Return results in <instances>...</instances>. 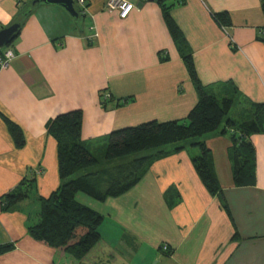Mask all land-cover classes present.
Masks as SVG:
<instances>
[{
    "label": "crops",
    "instance_id": "crops-1",
    "mask_svg": "<svg viewBox=\"0 0 264 264\" xmlns=\"http://www.w3.org/2000/svg\"><path fill=\"white\" fill-rule=\"evenodd\" d=\"M32 1L0 0V29ZM127 1L135 9L125 19L105 10L108 0H86L77 19L60 6L36 4L8 47L15 57L0 69V114L21 128L24 145H14L0 116V197L24 178L34 176L35 187L12 210L0 209V245L14 246L0 264H264V134L250 137L256 183L248 187L233 184L228 137L216 131L202 137L221 197L200 181L191 162L197 151L186 144L150 163L120 197L100 203L77 194L103 216L101 240L81 262L28 235L39 220L37 198L60 184L49 119L80 110L81 138L92 145L118 129L183 119L197 102L158 3ZM221 12L230 16L227 28L212 18ZM170 16L205 91L232 97L238 117L247 103L264 104L261 0H186ZM170 189L178 197L171 205ZM164 245L169 255L159 251Z\"/></svg>",
    "mask_w": 264,
    "mask_h": 264
},
{
    "label": "trees",
    "instance_id": "trees-1",
    "mask_svg": "<svg viewBox=\"0 0 264 264\" xmlns=\"http://www.w3.org/2000/svg\"><path fill=\"white\" fill-rule=\"evenodd\" d=\"M155 1L161 8L170 36L197 91V102L183 119L149 121L112 131L104 138L107 143L101 162L91 154V143L81 138L80 110L59 114L46 122L45 130L56 142L60 184L48 196L37 198L39 220L28 227L27 232L35 241L56 249L71 261L81 262L99 244L101 236L98 229L103 222V216L80 204L76 195L83 194L100 203L124 195L140 182L150 163L185 149V140L201 138L221 128L219 133L226 135L231 144L234 186L248 187L256 183L255 151L250 137L264 134V104L247 103L239 119L229 118L234 99L230 96L217 98L205 91L197 76L187 42L170 16L171 8L184 5L186 0ZM26 5L20 7L12 22L18 29L10 45L19 35L24 20L33 11L32 6ZM261 10L264 17V0H261ZM78 13L80 17L82 9L79 8ZM212 18L221 28L231 25L226 12L213 13ZM260 32L258 39L264 42V27ZM162 60L167 61L168 58ZM0 116L14 145L21 148L24 145L21 128L4 115ZM167 146L172 148L166 150ZM191 146L198 149L197 155L191 156V162L200 181L209 194L221 197L222 191L213 171L209 148L203 140ZM34 187V176L21 180L0 197L1 211L12 210L30 196ZM167 193L166 199L171 205L178 197L175 195L176 198H173L174 191L171 189ZM222 206L227 211V206L223 203ZM13 248V244L0 245V255ZM164 254L169 255L170 251Z\"/></svg>",
    "mask_w": 264,
    "mask_h": 264
},
{
    "label": "built area",
    "instance_id": "built-area-1",
    "mask_svg": "<svg viewBox=\"0 0 264 264\" xmlns=\"http://www.w3.org/2000/svg\"><path fill=\"white\" fill-rule=\"evenodd\" d=\"M85 2L86 0H75V3L78 4L80 9H82V12L85 11ZM135 9V7L128 2L127 0H108V2L105 5V10L111 12L113 10L118 12V16L120 19H125L129 15V13ZM230 43H232L231 38L229 37ZM233 44V43H232ZM0 69H3L8 66L9 62L15 57L13 51L5 47L0 50ZM108 95H105L104 98H107ZM163 251L167 250V246L164 245L162 247Z\"/></svg>",
    "mask_w": 264,
    "mask_h": 264
},
{
    "label": "water",
    "instance_id": "water-1",
    "mask_svg": "<svg viewBox=\"0 0 264 264\" xmlns=\"http://www.w3.org/2000/svg\"><path fill=\"white\" fill-rule=\"evenodd\" d=\"M36 4L57 5L62 7L72 18L77 19L79 17L78 10L74 6L75 0H33L30 3L31 6ZM17 29L18 26L16 24H12L0 29V50L10 45L13 36L17 32ZM154 264H156V262H154Z\"/></svg>",
    "mask_w": 264,
    "mask_h": 264
},
{
    "label": "rangeland",
    "instance_id": "rangeland-1",
    "mask_svg": "<svg viewBox=\"0 0 264 264\" xmlns=\"http://www.w3.org/2000/svg\"><path fill=\"white\" fill-rule=\"evenodd\" d=\"M76 8H77V5L75 4L74 5ZM230 45H231V43H230ZM237 111H238V108L236 107V106H233V108L230 110V112H229V115H228V117L229 118H232V119H234V120H237L238 119V115H237ZM221 129V128H220ZM219 129V130H220ZM219 130L218 131H216V132H219ZM200 140H202V137L200 138V137H197V138H193V139H188V140H185V141H183L184 143H186V148L187 149H189V148H193V149H195L197 152H198V149L196 148V147H192L191 146V144L192 143H194V142H197V141H200ZM106 140H99V141H96V142H94L91 146V149H90V152H91V154L95 157V158H97L100 162L101 161H103V156H104V151H105V146H106ZM180 143V142H179ZM182 143V142H181ZM170 148H172V146H167L166 147V150H168V149H170ZM118 250H120V248H118ZM143 250H144V248H143ZM116 252V251H115ZM144 255V251L143 252H140L137 256L139 257L138 259H140V257L142 256V255ZM154 262H156V260H153L152 262H151V264H154ZM105 264H107V263H105Z\"/></svg>",
    "mask_w": 264,
    "mask_h": 264
}]
</instances>
